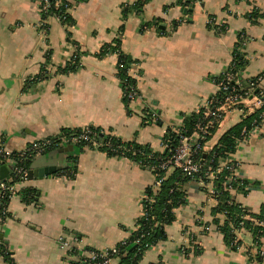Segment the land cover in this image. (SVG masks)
Masks as SVG:
<instances>
[{
    "label": "crops",
    "instance_id": "obj_1",
    "mask_svg": "<svg viewBox=\"0 0 264 264\" xmlns=\"http://www.w3.org/2000/svg\"><path fill=\"white\" fill-rule=\"evenodd\" d=\"M134 1L74 0L71 23L48 16L44 39L37 26L42 18L38 0H0V144L15 150L37 138L93 126L164 152L167 131L216 92L215 79L230 63L239 33L247 37L241 76L264 70V0H193L188 11L180 0H141L138 9L124 11ZM253 10L256 17L250 20ZM208 16L223 29L208 25ZM154 21L164 34L152 28ZM115 38L132 61L129 73L139 95L129 102L116 73L117 53L100 54L102 45ZM74 53L78 66L62 70ZM44 63L50 74L34 82ZM254 110L226 112L203 153ZM232 158L246 184L245 192L235 191L233 198L257 213L264 204V120ZM3 164L0 180L11 175V165ZM64 169L74 176L61 174ZM29 171L23 191L5 202L7 214L0 220L1 239L14 264H80L89 250L115 245L136 227L145 187L154 178L150 167L67 144L35 154ZM212 187L211 181L184 183L186 200L164 226L166 238L144 250L137 264H259L258 254L264 261V234L255 239L249 228L240 227L236 249L224 242L217 223L225 215L212 211L217 203ZM25 190L34 193L32 200L23 197ZM188 233L200 243L199 252ZM60 237L71 247H60Z\"/></svg>",
    "mask_w": 264,
    "mask_h": 264
},
{
    "label": "built area",
    "instance_id": "obj_2",
    "mask_svg": "<svg viewBox=\"0 0 264 264\" xmlns=\"http://www.w3.org/2000/svg\"><path fill=\"white\" fill-rule=\"evenodd\" d=\"M40 11L43 14L41 20L38 22L39 34L42 38L45 39L46 33L48 31L47 17L53 15L61 23L67 24L65 22L66 18L70 16V11L74 5V0H38ZM185 1V0H182ZM192 3L193 0H190ZM189 2V3H190ZM187 4L184 6L186 9ZM184 17V15H183ZM179 19L178 21H183L184 18ZM206 23L215 29H219L223 23L215 21L211 16L206 18ZM149 25L148 27H150ZM156 29V25L153 24V27ZM157 30V29H156ZM165 32H161L164 34ZM121 36V32H118L117 37ZM237 42L234 50H241L245 47L247 43V37L244 32L238 34ZM105 45H102V49ZM109 53V52H106ZM114 53V52H111ZM234 57V52L232 53ZM79 60L77 53H74L71 56V61ZM121 63L116 65L120 67ZM130 69V66H129ZM128 69V75L131 78H134ZM50 74V66L47 63L43 64L42 69H40L37 74L31 79L34 82H39L44 78L48 77ZM219 80L216 82L217 89L216 92L203 102L201 105L202 116L195 122L193 130L187 132L182 128L180 124L175 130H173L175 136L177 137V144L172 150V153L166 157H161L160 154L156 151L145 148H137L131 142L124 143L125 140L114 134L113 136L107 135V131L103 129H93L90 126H85L77 130L62 131L50 137L37 138L29 143L23 145L20 148L15 150H9L0 144V164L8 163L11 165V175L6 180H0V220L6 216L5 202L11 197L19 194L23 191L22 187L24 182L28 179V163L31 158L37 154L44 152L50 148L58 147L63 144H72V145H81L91 149L100 150L107 155L125 158L130 161H133L137 164L149 165L151 169H160L164 173L168 172L171 168H179L184 175L190 179H197L204 183L213 182L215 177L219 173H224L222 186L229 190L232 194L235 192L233 183L239 178L236 174L237 162L232 158V153H228L225 157H219L216 161L214 168L207 166L204 168L202 163H200L198 155L203 152V147L206 142V137L211 134V131L214 127H217L220 123L223 115L232 110H239L241 112L252 111L253 109L259 108L264 102V91H260L259 94H254L252 92L253 88H248L245 94L239 93L242 84L238 78L237 71L233 70V63H230L222 70L218 76ZM264 76L257 77V83L262 82ZM231 86V91L227 92L221 100L216 99L215 96L218 93L219 89H226L228 86ZM123 95L126 100L129 102L134 98L138 97L139 93L136 88V85L127 81L123 82ZM263 97V98H262ZM245 99L253 100L251 104L245 105ZM259 124H254L248 131H243V138L237 140L236 147L241 141H243L250 134L257 131ZM116 138H119L116 139ZM162 146L166 149L167 144L162 141ZM235 151V150H234ZM158 153V154H156ZM156 160V161H155ZM153 161V162H151ZM155 161V162H154ZM66 177L74 176L75 173L67 172L65 170L61 171ZM164 175L161 177L153 178L151 183V188L156 189ZM237 181V183H238ZM212 194L214 193V188L211 189ZM233 197V194H232ZM153 201V198L146 194L143 199V207L141 214L145 213L147 203ZM146 204V205H145ZM260 224H264L262 221L255 220ZM204 230H208L207 225H202ZM236 230H234L235 232ZM190 241L194 243V248L198 249L200 243L194 238L193 233H188ZM127 236L121 239L118 243L110 247H104L99 249L89 250L82 258L80 264H111L112 261L119 255L120 244L126 242ZM236 239V238H235ZM60 247L70 248V243L60 237L58 239ZM9 251L8 246L3 243L0 237V260L5 261L8 264H14V259L12 253H8L9 259L6 260L2 253H7Z\"/></svg>",
    "mask_w": 264,
    "mask_h": 264
},
{
    "label": "trees",
    "instance_id": "obj_3",
    "mask_svg": "<svg viewBox=\"0 0 264 264\" xmlns=\"http://www.w3.org/2000/svg\"><path fill=\"white\" fill-rule=\"evenodd\" d=\"M141 0H136L133 2L131 6H125L124 11H128L131 8L135 9L141 5ZM190 0L182 1L180 0V5L184 8L187 4V8L184 10L188 11L191 6ZM43 16V14H42ZM250 20L255 16V11L253 10L251 14L248 16ZM254 20V19H253ZM252 20V21H253ZM65 22L67 24L71 23V17H67ZM180 21H175L174 25H177ZM153 24L156 25V29L159 33L165 32L164 29L159 27L157 21H154ZM173 25V26H174ZM212 27V26H211ZM219 29H223L220 27ZM119 39L115 38L112 42L104 43L105 47L100 51V54H106V52H116L118 59L117 65L121 63L120 67L117 66V76L121 83V88L123 91V82L127 81L136 85V81L134 78H131L128 75V69L131 64V59H129L126 55H124L119 50ZM237 40L233 46L232 53L234 52V57L232 56L231 61L233 63V70L237 71L238 78L241 81L242 87L239 89V93L245 94L248 88H253L252 92L254 94H259L260 91H264V84L259 82L257 83L258 76H264V70L259 72L256 75L252 76H241L240 71L241 68L246 63L244 58V47L239 51L234 50ZM78 59L75 61H68L66 66L64 67V71L73 70L76 68ZM219 80V77L215 79V82ZM32 83V82H31ZM231 91V86L229 85L226 89H219L215 98L221 100V98L227 93ZM124 97V95H123ZM210 98V97H209ZM263 98V97H262ZM126 100V98L124 97ZM127 101V100H126ZM128 102V101H127ZM202 116L201 108L193 113L184 114L182 118V128L186 130L188 133L193 130L195 122ZM264 120V102L262 105L255 109L251 113L245 114L242 119L232 126H230L226 131H224L217 142L212 146L211 150L208 153H199L198 158L200 163L206 168L207 166L215 167L216 161L219 157H225L228 153L234 152L236 149L237 140L243 138V134L248 131L255 123L260 125ZM93 129H100L99 127H93ZM216 127H214L211 131V134L206 137V140L212 135ZM104 130V129H103ZM245 132L243 133V131ZM107 135H112L113 133L107 131ZM163 142L167 144V147L164 152H158L161 157H166L172 153L173 148L177 144V137L174 132L168 130L164 135ZM115 138V134H114ZM119 140V138H116ZM124 143H128L125 141ZM137 148H145L149 149L148 146L139 144L135 141L131 142ZM156 153V154H158ZM110 156V155H109ZM156 161V160H155ZM154 161V162H155ZM153 162V161H151ZM141 166L143 165L139 164ZM65 171L67 169H64ZM154 175V178L161 177L164 175L161 180L159 186L156 189H152L150 185L145 187V191L148 195L153 198V201L147 203L145 213L140 214L135 221L136 227L132 229L128 235L126 242L124 244H120L119 247V255L117 257L118 264H137L142 257L144 250H146L150 245L157 243L159 240H163L166 238L165 228L166 224H169L174 219V208L183 204L186 200V193L183 189L184 183L190 178L182 173V171L175 167L173 171L169 174L164 173V171L160 169H151ZM72 172V171H70ZM75 173V172H73ZM224 173H219L213 180V188L214 193L213 196L216 198L217 203L216 206L212 209L213 213L221 212L225 215V219L223 223L218 224L217 228L222 233V238L224 242L229 245L231 249H236L239 242L235 236L234 230L240 227L249 228L255 237L258 239L259 236L264 234V224H260L246 217V215L253 217L258 221H262L264 223V204L261 205L260 210L257 213L248 212L239 202H236L232 197V194L228 189L222 186ZM238 181V180H237ZM233 183V188L235 191H243L245 192V183L239 179L238 183ZM23 197L32 200L34 193L29 191L23 192ZM2 240V239H1ZM3 241V240H2ZM199 252L201 249H196ZM8 253H2L6 260L9 259ZM256 261L259 264H263V259L258 254L256 256Z\"/></svg>",
    "mask_w": 264,
    "mask_h": 264
},
{
    "label": "water",
    "instance_id": "obj_4",
    "mask_svg": "<svg viewBox=\"0 0 264 264\" xmlns=\"http://www.w3.org/2000/svg\"><path fill=\"white\" fill-rule=\"evenodd\" d=\"M67 145H68V146H72V144H67ZM2 165H4V164H1V166H2ZM1 166H0V167H1ZM11 169H12V167H11ZM30 175H32V171H29V172H28V176H29V177H30ZM0 237H1V235H0Z\"/></svg>",
    "mask_w": 264,
    "mask_h": 264
}]
</instances>
